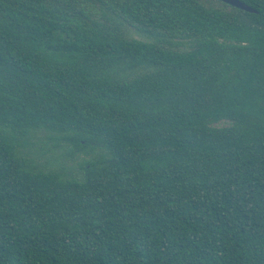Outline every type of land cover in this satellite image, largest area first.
Wrapping results in <instances>:
<instances>
[{
	"label": "trees",
	"instance_id": "1",
	"mask_svg": "<svg viewBox=\"0 0 264 264\" xmlns=\"http://www.w3.org/2000/svg\"><path fill=\"white\" fill-rule=\"evenodd\" d=\"M241 1L0 0V264H264V0Z\"/></svg>",
	"mask_w": 264,
	"mask_h": 264
},
{
	"label": "rangeland",
	"instance_id": "2",
	"mask_svg": "<svg viewBox=\"0 0 264 264\" xmlns=\"http://www.w3.org/2000/svg\"><path fill=\"white\" fill-rule=\"evenodd\" d=\"M50 136V133L43 130H38L31 135L29 149L35 158L48 168H64L67 172L79 174L81 156L69 155L67 152L69 144L58 143Z\"/></svg>",
	"mask_w": 264,
	"mask_h": 264
},
{
	"label": "water",
	"instance_id": "3",
	"mask_svg": "<svg viewBox=\"0 0 264 264\" xmlns=\"http://www.w3.org/2000/svg\"><path fill=\"white\" fill-rule=\"evenodd\" d=\"M220 1H223L227 4H230L232 6H235L237 8H240V9H243V10H246V11H251V12H255L256 10L249 6L247 3L241 1V0H220Z\"/></svg>",
	"mask_w": 264,
	"mask_h": 264
}]
</instances>
